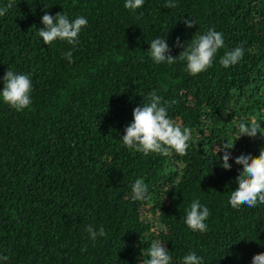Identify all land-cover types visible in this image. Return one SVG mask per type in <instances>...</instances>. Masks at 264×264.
Returning a JSON list of instances; mask_svg holds the SVG:
<instances>
[{
  "label": "trees",
  "instance_id": "obj_1",
  "mask_svg": "<svg viewBox=\"0 0 264 264\" xmlns=\"http://www.w3.org/2000/svg\"><path fill=\"white\" fill-rule=\"evenodd\" d=\"M0 0V90L7 70L32 83L31 104L20 111L0 98V264H143L154 241L182 264L190 252L202 264H251L264 252V204L229 203L242 168L221 167L216 147L231 143L241 119L264 129V0ZM47 12L70 21L85 17L76 45L37 35ZM185 19H193L186 27ZM208 29L224 47L205 71L190 75L186 61L157 64L149 44L165 38L178 56ZM179 42V43H178ZM240 46L227 68L225 52ZM72 51V63L64 54ZM156 91L168 118L191 129L187 153L144 155L121 137L134 107ZM264 138L241 135L234 158L258 155ZM136 179L148 198L131 199ZM193 200L210 215L205 232L184 222ZM106 235L89 238L87 228Z\"/></svg>",
  "mask_w": 264,
  "mask_h": 264
},
{
  "label": "clouds",
  "instance_id": "obj_2",
  "mask_svg": "<svg viewBox=\"0 0 264 264\" xmlns=\"http://www.w3.org/2000/svg\"><path fill=\"white\" fill-rule=\"evenodd\" d=\"M144 0H125L124 7L129 10L140 8ZM13 4L8 3L0 8V16H4ZM165 8H174L176 4L172 0H165ZM43 27L38 28L37 35L42 38L45 45L51 44L56 40L66 41L70 45H76L78 35L82 27L86 26L88 21L85 17H77L70 21L62 12H57L54 16L45 12L41 17ZM195 21L185 19L186 27H192ZM179 43V42H178ZM183 51L178 56L169 54V45L165 38L157 37L149 44V55L152 61L157 64L167 62L172 64L176 58L186 61V71L190 75H196L205 71L212 65V61L217 51L224 47L223 33L208 29L205 34H201L191 39L190 43L179 45ZM244 55L242 47L237 46L227 51L220 59L223 67L227 68L237 64ZM64 58L72 63V51L64 54ZM3 88L0 90V98L11 108L20 111L31 104L30 92L32 83L25 74H17L12 70H7L3 77ZM149 102L142 103L143 106L134 107L132 110V122L124 129L121 137L123 144L128 149H134L144 155L157 153L162 156H170L172 152L179 155H185L188 149V143L191 139V129L181 128L168 118V109L161 103L162 98L152 91L148 94ZM239 134L229 143L222 142L216 147V153H222L220 164L225 170L231 169L229 159H234L237 165L242 168L236 177L238 186L231 192L229 203L233 208L241 205L255 207L257 204H264V147L260 148L258 155L251 153L240 154L232 157L229 149L234 147V141L241 135L255 137L257 133L264 138V129H262L257 117L241 119L238 123ZM148 198V185L143 179H136L131 186V199L133 201H142ZM210 215L206 206H202L199 200H193L184 219L187 227L196 232H205L208 225L205 223ZM89 238L95 241L97 236L106 235L103 227L95 231L91 226L87 229ZM147 260L143 264H171L172 257L169 255L163 242L154 241L147 249ZM8 257L0 256V260L7 261ZM182 264H202V257L194 252L185 255ZM251 264H264V252L256 253L251 259Z\"/></svg>",
  "mask_w": 264,
  "mask_h": 264
}]
</instances>
